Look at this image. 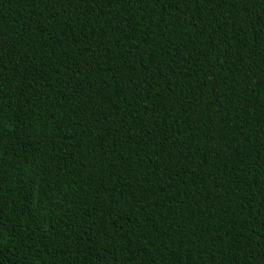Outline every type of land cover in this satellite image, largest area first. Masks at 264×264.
<instances>
[{
    "label": "trees",
    "instance_id": "trees-1",
    "mask_svg": "<svg viewBox=\"0 0 264 264\" xmlns=\"http://www.w3.org/2000/svg\"><path fill=\"white\" fill-rule=\"evenodd\" d=\"M0 264H264V0H0Z\"/></svg>",
    "mask_w": 264,
    "mask_h": 264
}]
</instances>
